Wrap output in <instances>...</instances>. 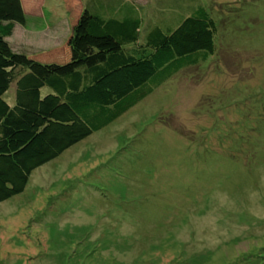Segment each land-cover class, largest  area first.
I'll return each mask as SVG.
<instances>
[{
  "label": "rangeland",
  "instance_id": "1",
  "mask_svg": "<svg viewBox=\"0 0 264 264\" xmlns=\"http://www.w3.org/2000/svg\"><path fill=\"white\" fill-rule=\"evenodd\" d=\"M67 1L26 2L13 51L63 48ZM123 1L147 26L204 6L217 53L0 203V264H264V0Z\"/></svg>",
  "mask_w": 264,
  "mask_h": 264
},
{
  "label": "trees",
  "instance_id": "2",
  "mask_svg": "<svg viewBox=\"0 0 264 264\" xmlns=\"http://www.w3.org/2000/svg\"><path fill=\"white\" fill-rule=\"evenodd\" d=\"M28 1L0 0V203L24 193L35 170L217 53L218 25L204 6L174 26H147L142 8L123 0H69L63 48L15 52L8 38L27 25Z\"/></svg>",
  "mask_w": 264,
  "mask_h": 264
}]
</instances>
